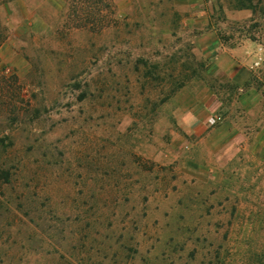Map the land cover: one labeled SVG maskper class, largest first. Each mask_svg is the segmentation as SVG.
Segmentation results:
<instances>
[{
    "label": "rangeland",
    "instance_id": "obj_1",
    "mask_svg": "<svg viewBox=\"0 0 264 264\" xmlns=\"http://www.w3.org/2000/svg\"><path fill=\"white\" fill-rule=\"evenodd\" d=\"M93 18L0 0V264H264V0Z\"/></svg>",
    "mask_w": 264,
    "mask_h": 264
},
{
    "label": "trees",
    "instance_id": "obj_2",
    "mask_svg": "<svg viewBox=\"0 0 264 264\" xmlns=\"http://www.w3.org/2000/svg\"><path fill=\"white\" fill-rule=\"evenodd\" d=\"M65 3L73 15H76L77 12H82L85 16H88L87 20L92 22L90 26L95 25L92 16L100 20L102 13L110 8V0H65ZM4 40L5 38L0 30V46Z\"/></svg>",
    "mask_w": 264,
    "mask_h": 264
}]
</instances>
